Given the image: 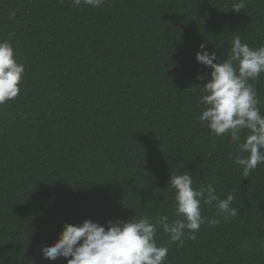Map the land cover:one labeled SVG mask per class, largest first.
<instances>
[{
    "label": "trees",
    "instance_id": "1",
    "mask_svg": "<svg viewBox=\"0 0 264 264\" xmlns=\"http://www.w3.org/2000/svg\"><path fill=\"white\" fill-rule=\"evenodd\" d=\"M0 0V41L25 66L17 97L0 105V264H67L41 248L65 223L136 215L174 220L170 174L234 195L236 217L201 204L195 239L168 246L165 264H264V163L243 175L230 134L199 119V88L239 36L264 45V0ZM200 77H203L202 79ZM254 86L264 114V73ZM246 130L241 133L243 140Z\"/></svg>",
    "mask_w": 264,
    "mask_h": 264
},
{
    "label": "clouds",
    "instance_id": "2",
    "mask_svg": "<svg viewBox=\"0 0 264 264\" xmlns=\"http://www.w3.org/2000/svg\"><path fill=\"white\" fill-rule=\"evenodd\" d=\"M71 3L73 7L83 3L99 8L104 0H71ZM244 7V0H240L231 9L239 12ZM199 49L197 62L211 68V78L199 88L198 104L204 106L199 119L216 136L229 133L239 152L246 153L238 154L234 161L243 166V175L247 177L251 170L264 163V114L253 83L264 73V45L253 48L236 36L223 60H218L215 51L209 52L203 42ZM24 73L25 66L16 59L12 43L0 41V105L18 96ZM193 185V176L187 171L170 174L176 217L171 222L168 215L155 219L136 215L127 220L108 221L107 227L90 219L78 225L65 223L56 242L41 248L42 255L53 261L64 257L67 264H165L169 249L158 244L159 229L172 243L182 242L186 231L188 238L195 239L202 224L219 223L202 215V203L215 202L218 213L225 217L239 214L238 207L232 206L233 194L220 199L211 184L200 188Z\"/></svg>",
    "mask_w": 264,
    "mask_h": 264
}]
</instances>
